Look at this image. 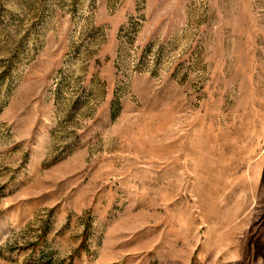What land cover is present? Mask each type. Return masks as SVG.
Returning a JSON list of instances; mask_svg holds the SVG:
<instances>
[{
    "label": "rangeland",
    "instance_id": "rangeland-1",
    "mask_svg": "<svg viewBox=\"0 0 264 264\" xmlns=\"http://www.w3.org/2000/svg\"><path fill=\"white\" fill-rule=\"evenodd\" d=\"M0 264H264V0H0Z\"/></svg>",
    "mask_w": 264,
    "mask_h": 264
},
{
    "label": "built area",
    "instance_id": "built-area-1",
    "mask_svg": "<svg viewBox=\"0 0 264 264\" xmlns=\"http://www.w3.org/2000/svg\"><path fill=\"white\" fill-rule=\"evenodd\" d=\"M138 22H141L138 17L132 16L131 23L130 24H136ZM177 36V35H176ZM173 47H175V54L178 57L177 53V42H173ZM172 50L173 48H169L167 39L165 40H159L158 42H153L150 47V53L147 56L148 64H147V75L149 76H157L162 73V69L165 68V64L167 66V63H165V53L167 50ZM175 57V58H176ZM135 64L134 62L132 65Z\"/></svg>",
    "mask_w": 264,
    "mask_h": 264
},
{
    "label": "crops",
    "instance_id": "crops-1",
    "mask_svg": "<svg viewBox=\"0 0 264 264\" xmlns=\"http://www.w3.org/2000/svg\"><path fill=\"white\" fill-rule=\"evenodd\" d=\"M133 6L134 7H132V9L129 12V14H130L129 17L130 16H135L137 14L136 13V7H135L134 3H133ZM159 12H161V11H158L157 10V5L155 3H153V1H150V2L148 1V3H147V9H146V15H147L148 22H149V28H151V23H153V21H160L161 20L160 16L158 15ZM124 20H125V12L120 13L117 16V18H114L111 21H108L111 24L112 31L113 32H118L119 29H120V26L124 22ZM156 30L157 29H152V30L150 29V31L148 30V32L150 34L149 37H151L152 35H154L155 33H157Z\"/></svg>",
    "mask_w": 264,
    "mask_h": 264
}]
</instances>
